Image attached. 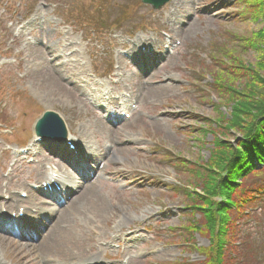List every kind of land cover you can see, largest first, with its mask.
<instances>
[{
    "label": "rangeland",
    "instance_id": "1",
    "mask_svg": "<svg viewBox=\"0 0 264 264\" xmlns=\"http://www.w3.org/2000/svg\"><path fill=\"white\" fill-rule=\"evenodd\" d=\"M257 1L171 0L155 10L140 0H0V121L8 125L6 129L5 124L0 125V149H5L0 151V183L6 179L2 173L10 168L13 159L5 145L14 144L13 135L24 139V145H30L35 120L44 111H54L63 119L68 133L77 139H84L79 136V130L85 129L89 135L86 141L109 147L108 151L101 148L98 155L100 162L106 152L110 156L103 161L105 177L101 175L94 184L110 210L108 221L95 225L104 236L101 242L107 243V251L103 254L97 250L98 254L92 256L103 261L102 264H123L132 257L135 264L203 262L202 250L210 247L211 241L213 250L221 235L210 241L203 233H192L194 229L190 226L199 225L203 217L200 218L199 211L193 216V211L185 208L190 202L185 191L201 192L205 163L216 149L214 138L234 146L241 137L240 129L222 126L232 117L233 99L247 93L245 87L250 75L258 70L256 64L260 56L255 40L257 32L264 27V0L263 7ZM177 19H182L184 25L192 24V33L185 37L171 33L170 24L178 26ZM162 31L170 33L181 44L172 54L174 61L159 66L152 77L143 79V83L152 87L170 77L173 89L161 99L133 100L136 104L130 118L133 122L127 129L113 126L118 141H112L104 133L95 134L96 138H93L88 126L90 122L104 118V112L115 118L118 104L93 103L100 93L90 74H110L119 79L112 90L129 94L122 98L129 103L133 99L131 96L138 93L133 87L137 81L134 73L139 72L144 61L131 62L124 57L128 61L115 68L118 51L131 53L129 39L132 42L137 37L162 40ZM65 45L68 49L64 52L68 56L75 55L71 60H77L83 66L85 78L71 82L79 87L73 98L57 97L54 101H45L35 88L37 79L33 72L45 59L53 66L66 61L61 53ZM30 46L50 51L49 55L42 58L33 54ZM156 49L161 50L162 44L155 47L154 53L151 51V58L153 54L156 56ZM68 64L72 68L74 62ZM119 70L126 72L122 78L114 74ZM261 74L264 78V70ZM253 88L264 91L262 84H255ZM79 99L84 101L79 102ZM98 100L103 101L102 98ZM99 107L103 108V113ZM244 119L248 121L247 117ZM106 140L113 142L115 152ZM81 146L85 148L86 145L81 142ZM54 147L60 150L63 146L54 144ZM125 147L130 150L117 152L118 148ZM43 150V158H51V151ZM23 163L13 166L9 174L10 181L18 184L20 189L27 186L28 176L39 171L37 160L35 163L24 160ZM107 177H120L124 184L109 185ZM171 185H177V188ZM241 185L263 188H251L255 191L244 197L242 210L234 212H237V218L234 220L230 216L229 225L234 220V226L229 227V232L226 230V235L232 242L226 247L224 258L229 255L234 264H255V260L264 259V166L242 178ZM23 203L30 207L28 201ZM68 219L71 223L74 221L72 216ZM81 222L77 217L74 228L84 235L83 241L88 246V239L91 238L93 243L97 236ZM135 224L139 225L137 230L127 231ZM178 226L184 228L178 231ZM123 232L127 233L119 236ZM134 233L144 235L137 237ZM128 234L137 239L127 242ZM17 242L0 248V264L5 261L8 264L41 263L34 250L22 249ZM246 247L249 252L243 254ZM117 250L119 253L116 254Z\"/></svg>",
    "mask_w": 264,
    "mask_h": 264
},
{
    "label": "bare ground",
    "instance_id": "2",
    "mask_svg": "<svg viewBox=\"0 0 264 264\" xmlns=\"http://www.w3.org/2000/svg\"><path fill=\"white\" fill-rule=\"evenodd\" d=\"M178 24V23H177ZM194 30L192 24L188 25H174L171 29L176 35L187 36ZM64 49H68V46H64L62 48L61 53ZM30 52L33 54H37L38 56H48L50 51H47L42 48H38L35 46H30ZM65 55V54H63ZM67 56V55H65ZM74 56V55H73ZM68 58V57H67ZM74 65L72 68L69 66V59L62 65H52L51 61L45 59L42 66L38 68L34 73L37 83L36 90L38 91L41 98L45 101H51L53 98L64 97L65 99L73 98V95L78 92L76 85L71 84L73 79L82 76L84 70L80 65L77 64L75 60H72ZM166 61L172 62L174 58L172 56H167ZM57 62V61H56ZM124 62L121 56L117 57V63ZM56 67V68H55ZM58 67V68H57ZM39 74H36V72ZM154 74V73H153ZM152 74V76H153ZM79 75V76H78ZM136 80L133 84L134 88H137V94L133 96L134 99L138 101H153L157 99H161L166 97L170 91L173 89L171 87V83L166 84H158L156 86H144L143 76L135 75ZM170 78V77H169ZM172 80V79H171ZM54 99L52 101H54ZM79 99V102H81ZM84 101V100H82ZM127 108V107H126ZM135 119V118H134ZM116 125L119 129H127L128 125L133 122L131 120H120L116 119ZM115 122V121H114ZM113 122V123H114ZM111 123V121H110ZM156 123V122H154ZM114 125V124H113ZM90 127V133L95 134H106L108 138L112 139V141H118L115 139V134H117L116 128L110 126L107 123H104L101 118H97L96 122H93L88 125ZM80 137L84 139H88V131L85 129L79 130ZM132 136V135H131ZM112 141L106 140L110 147L116 151V147ZM98 143V140H97ZM99 144V143H98ZM100 145V144H99ZM78 150V149H77ZM130 148H118L117 152H127ZM90 155H93V152L88 151ZM64 160L67 164H71V161L67 155L63 154ZM72 160V159H71ZM73 161V160H72ZM74 162V161H73ZM61 163V170H65V163ZM55 172L54 169L51 170L52 174ZM31 178H35V182L37 181H45L48 184L52 185V177L49 175L43 177L42 175H35ZM69 179V177H68ZM85 179V178H84ZM93 183H85L83 186L75 187V194L70 198V202L66 205V207L58 210L55 216V219L48 224V227L41 231L40 224H42V220H44V214H48L51 212L47 206L43 204L42 189L40 192H34L31 189H27V198L31 200L32 208H35V213L31 215L28 213L29 209L26 208V219L20 220L19 218L14 219V225L17 226L18 237L22 239V241L17 242L23 248H30L34 250V252L41 256V260H43L44 264H48L46 260H53L54 262H58V264H82L88 261H93L95 263H100V261L93 257L92 255H97L98 251L101 250L103 253L106 251V248L101 246V241L104 236L100 233L95 225H98L102 222L108 221V215L110 216V210H108V206L106 205L105 199L101 196V193L96 191ZM62 187L65 186V183L60 182ZM111 185V184H109ZM18 185L15 183L6 182L3 186L0 185V209L5 207L6 209L14 210L18 204L23 201L19 199L17 196L11 194V190H13ZM4 188V189H3ZM71 192V193H72ZM7 194V197L5 196ZM6 197V198H5ZM72 216L74 221H69L68 217ZM7 221H10L11 217L3 216ZM77 217H80L82 220V226L86 225L91 228L95 232V236H97V240L92 243L88 239V246L83 241L84 235L75 229V224L77 221ZM110 218V217H109ZM46 225V224H44ZM4 228V227H3ZM79 229V228H78ZM80 230V229H79ZM34 232H38L36 235H33ZM37 236V237H36ZM12 239L6 237V235L0 236V248H6L9 243H15V241H10ZM83 243V245H82ZM97 245H96V244ZM86 254H90L89 257ZM72 261V262H71ZM13 264H21L19 262H14ZM54 264V263H53ZM90 264H93L92 262ZM125 264H135L131 258L128 259V262Z\"/></svg>",
    "mask_w": 264,
    "mask_h": 264
},
{
    "label": "trees",
    "instance_id": "3",
    "mask_svg": "<svg viewBox=\"0 0 264 264\" xmlns=\"http://www.w3.org/2000/svg\"><path fill=\"white\" fill-rule=\"evenodd\" d=\"M257 3L263 7L262 0H258ZM255 43L260 56L256 64L258 70L250 75L251 82L249 81L245 87V93H247L243 95L241 93L237 99H233L232 117L226 122L227 125L222 126V128L226 126V128L240 129L241 137L234 146L214 138L216 149L205 163L206 173H200L203 174L202 176L199 174L202 177L201 192L193 189L185 191L190 201L185 206L193 212L199 211L203 217L202 223L196 228L211 239L221 235L215 241L216 249L213 250L216 253L211 250V241L205 264H234L228 260V257L224 258L223 252L225 245L232 242L228 240L225 230L229 232L230 216L237 213H234L233 208L236 207L239 210L240 201H243L244 197L250 193L251 188H263L259 185L242 186L239 181V178L242 180L248 174H253L257 163H262V167L264 166V91L253 88L255 84L264 85V78L261 76V71L264 70V27L257 32ZM243 117H247L248 121ZM217 196L223 201L213 199Z\"/></svg>",
    "mask_w": 264,
    "mask_h": 264
},
{
    "label": "water",
    "instance_id": "4",
    "mask_svg": "<svg viewBox=\"0 0 264 264\" xmlns=\"http://www.w3.org/2000/svg\"><path fill=\"white\" fill-rule=\"evenodd\" d=\"M143 2H145V3H151L152 4V6L154 7V8H159L160 6H162L165 2H167L168 0H142ZM50 116H52V117H55V116H53V115H46L45 117H44V119H42V120H40V121H38L37 123H36V130H37V132L39 133V134H44L45 132L43 131V127H42V122H44L45 120H46V118L48 117V118H51Z\"/></svg>",
    "mask_w": 264,
    "mask_h": 264
}]
</instances>
